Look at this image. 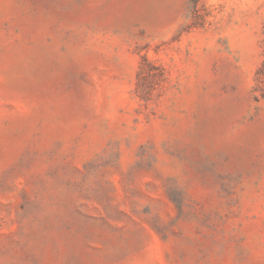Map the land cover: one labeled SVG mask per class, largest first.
<instances>
[{"label":"rangeland","instance_id":"obj_1","mask_svg":"<svg viewBox=\"0 0 264 264\" xmlns=\"http://www.w3.org/2000/svg\"><path fill=\"white\" fill-rule=\"evenodd\" d=\"M0 264H264V0H0Z\"/></svg>","mask_w":264,"mask_h":264}]
</instances>
